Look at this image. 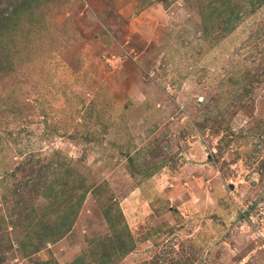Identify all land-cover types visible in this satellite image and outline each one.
Instances as JSON below:
<instances>
[{"label": "rangeland", "instance_id": "rangeland-1", "mask_svg": "<svg viewBox=\"0 0 264 264\" xmlns=\"http://www.w3.org/2000/svg\"><path fill=\"white\" fill-rule=\"evenodd\" d=\"M32 2L0 45V264H264V0Z\"/></svg>", "mask_w": 264, "mask_h": 264}, {"label": "trees", "instance_id": "trees-1", "mask_svg": "<svg viewBox=\"0 0 264 264\" xmlns=\"http://www.w3.org/2000/svg\"><path fill=\"white\" fill-rule=\"evenodd\" d=\"M34 0H12L11 2L13 3V6L11 9L9 7H6L4 12L0 13V45L7 44L5 39L10 35L13 34L17 27L20 25L21 20L24 18L25 14L27 13L30 17L33 16L34 10H32L33 2ZM38 2V0H36ZM23 17V18H22ZM2 57L0 56V66L2 63ZM73 188L76 190L75 186ZM85 192L81 195H79V199L77 201H73L75 198L74 196H71V199L73 203L69 207L68 210H66V215L64 221L63 219H59L61 223L55 224L54 221L53 223H50L49 221H41L44 222L41 225V228H38V221L35 220L36 218H32L31 222L25 223V225H22L28 229V234L20 239L18 241V247L19 249L23 252V254H33L37 251H39L41 248H43V241L46 240H52L54 237L60 235V233L64 232V228L68 225L70 226L72 222L75 221V217L77 215V212L79 208L82 205L83 200L85 199ZM110 222L113 224V220L109 217ZM4 221L3 218H0V222ZM127 228V227H125ZM0 230L3 231L0 227ZM0 231V233H1ZM123 231H127L128 229H125ZM40 232V233H39ZM122 231H119L118 233H115V236L113 239H115V245L117 248L125 251L129 247V243L133 242L132 237H129V241H125L123 239V234L121 233ZM49 238V239H46ZM46 239V240H45ZM2 240V239H1ZM5 240V239H3ZM39 241V242H38ZM2 242V241H1ZM5 242V241H4ZM1 243L3 246H6L8 248H11L10 245H8V242L6 243ZM128 243V244H127ZM0 244V245H1ZM131 246V245H130ZM105 247V246H104ZM103 247V248H104ZM115 248V251L118 249ZM97 249L94 250V253H96ZM105 248L102 250L99 263L98 264H113L114 261L113 259L106 253H104ZM4 259V257L2 258ZM87 259L85 257H79L76 259L74 262L71 264H88L86 261ZM34 264H50L48 262H35Z\"/></svg>", "mask_w": 264, "mask_h": 264}]
</instances>
